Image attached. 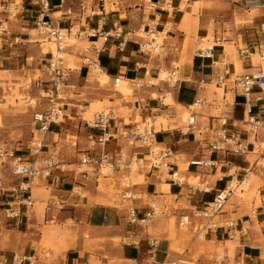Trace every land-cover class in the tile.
Wrapping results in <instances>:
<instances>
[{
    "label": "crops",
    "instance_id": "0c3cea01",
    "mask_svg": "<svg viewBox=\"0 0 264 264\" xmlns=\"http://www.w3.org/2000/svg\"><path fill=\"white\" fill-rule=\"evenodd\" d=\"M48 1L47 17L62 30L78 23L85 34L81 39L82 46L87 48L70 49L69 54L83 62H77L70 73L63 117L45 137L41 157H55L66 165L55 170L51 177L32 181L30 194L35 204H46L63 195L69 197L71 207L55 211L58 213V232L43 234L44 210L37 213L36 205L26 210L17 202V196L0 192V264H15V255L33 256L36 264H81L86 259H97L103 264H213L210 260L213 253L205 251L197 257L198 248L211 245L218 248L222 244L226 249L228 243L235 244L233 250L225 251L224 257L229 264H264V164L261 163L264 161V148L260 146L264 144V128L256 134L246 130L249 125L245 123V99L238 89L233 88L235 79L257 71L264 72V62L263 66L254 62L255 56L264 52V0H121L111 10L100 7V1L104 0H95L89 14L66 3V0ZM8 6L4 9L7 15H0V21L8 20L10 26ZM40 12L41 7L36 3L23 0L14 29L0 42V72L13 71L20 64L26 68L25 60L27 62L32 54L39 53L40 45L30 44L29 29L36 25ZM116 31L121 38L110 37L105 42L103 35L107 32L113 35ZM152 35L157 36L156 40L162 38L158 46L160 53L156 55L145 50L158 45H151L149 39ZM124 39L127 42L124 50L120 51L119 44ZM13 40L19 43H13ZM212 41L214 46L211 47ZM232 47L237 50L238 59L228 51ZM206 49H211L209 55L201 56L200 50ZM242 49H246L251 56L243 55ZM49 59L44 57L41 65ZM96 67L102 77H108L102 86L114 83L117 88L115 81L120 79L118 84L127 88L126 91L116 89V93L109 86L102 88L93 74ZM41 71L44 72L43 69ZM162 72H176L177 84L170 86L160 80ZM222 74H226L228 84L223 97L226 109L222 114L230 119L233 126L231 133H240L247 147L244 154L212 152L208 146L219 125V115H213L217 110V101L209 103V100L213 85L220 89L217 78ZM151 81L162 83L159 85ZM131 93L130 97L124 98ZM228 95L231 101L227 100ZM258 95L263 96L260 102L254 99ZM214 96L217 95L214 93ZM199 99L206 100L207 104L203 107L205 112L198 113V118L207 117L208 124L198 122L197 118V130L182 134V127H172L163 117L175 119L178 107L192 111L194 102ZM252 100V116L264 123V90L256 88ZM106 102L113 108L110 111L116 118L109 129L113 135L107 145L110 150L131 154L133 150L128 136L136 128L132 122L137 117L141 119L138 124L156 119L152 123L157 132V147L160 150L172 147L174 150L168 159L170 171L151 170L146 162L148 150H137L145 165L139 169L138 175L144 183L136 187L139 199L135 204L141 212L151 205H158L163 208L166 219L172 215L178 219V224L181 217H189L188 228L195 234L193 239L178 237L171 240L164 232L152 236L148 230L145 232L144 228L137 227L139 235L131 237L137 246L128 245L126 237L133 227L128 225L126 211L119 206L121 203L106 205L95 202V197L100 195L96 190V177L88 176L84 180L76 171L69 170L78 164L72 155L65 153L67 147L72 149L74 140L79 149L88 148L87 135L91 130L84 122L87 120L85 117L99 107L98 104ZM124 110L128 113L124 114ZM187 114L184 111L183 119ZM126 118L129 123L125 122ZM35 131L38 132L37 129ZM256 147L259 148L257 152ZM249 169L258 178L252 185L257 188L255 194L248 204H235L231 211L218 215L225 222H234L235 226L207 229L205 236L199 237L198 230L210 221L204 217L196 218L194 213L204 211L233 180L242 182ZM171 171L183 177L181 184L172 179ZM17 183L15 177L8 176L7 190ZM166 185L170 186L169 190H163ZM76 187L83 189L85 197L83 194L71 197V190ZM101 196L108 198L103 194ZM9 204L15 205L14 212L18 215L15 219L6 217ZM103 216H107L106 222ZM68 221H72L73 225L69 226ZM152 238L159 241L154 255L148 244V239ZM203 238L204 241H200ZM173 247L184 249V254L174 251ZM218 256H222L219 251L215 258Z\"/></svg>",
    "mask_w": 264,
    "mask_h": 264
},
{
    "label": "built area",
    "instance_id": "2783aa9c",
    "mask_svg": "<svg viewBox=\"0 0 264 264\" xmlns=\"http://www.w3.org/2000/svg\"><path fill=\"white\" fill-rule=\"evenodd\" d=\"M31 3H36L41 7V12L37 17V26L44 29V33L48 35L50 39H54L59 50H63L62 46L67 44L70 40L76 39L81 40L85 37V34L80 30H76L74 25H71L67 30H62L58 25L54 24L48 17L47 12L50 8L48 0H30ZM10 6L7 7L9 10ZM10 33L8 20L0 21V42L3 38L8 36ZM102 35V34H101ZM105 42L110 37L121 38V34L116 31L113 35L107 32L103 35ZM126 39L119 44L120 51L124 50L126 45ZM13 43H19L18 40H13ZM156 49V48H154ZM243 55L251 54L246 50L242 49ZM211 49L200 50L201 56H208ZM260 62L264 61V52L259 54ZM99 71V68L96 67ZM72 69L64 66L62 58H55L53 54L49 61L44 67V72L48 76L47 81L37 83L36 99L27 98L26 103L29 106L35 105L38 109L34 115V121L36 129L38 130L39 137L33 138L27 147V155L19 154V148H9L3 144H0V192H9L14 196H17V202L20 205L25 206L26 210L32 209L35 206V202L30 194V183L32 181H38L43 178H48L53 175L55 170L59 169L63 163H61L55 157L42 158V154L45 149V137L49 134L52 126L60 123L63 115L62 108L64 102L67 101L65 89L68 86V80ZM226 74H222L217 78V85L219 88L224 90L228 87L226 83ZM176 72H172L168 78L167 83L170 86H175ZM120 79H116V83H119ZM233 88L238 89L242 97L245 99V112L246 120L245 123L251 127V131L255 134L260 128H264V123L257 120L253 113L252 94L257 88L260 91L264 90V72L257 71L248 75H243L233 81ZM256 102L263 100L262 95H258L255 98ZM207 104L206 100H196L193 106H200L201 108ZM197 118L198 113H191L187 125L180 129L182 134H187L190 131L197 130ZM115 114L112 111H103L96 114L92 120H84L91 132L87 135L88 148L80 150L78 143H74L73 147L76 152L81 155L78 162V167L81 169L78 174L86 180L90 176V172L95 173L96 181L99 183V178H120L121 192L119 194L122 205H125L126 218L128 225L132 226L133 229L129 232V236L126 237V243L128 245L137 246V243L131 241V237H137L139 232L137 227L145 229L147 232L148 227L156 220L164 217L165 213L162 209L155 205H151L148 210L141 212L136 206L135 202L139 199L136 193V187L138 184L134 181L135 166L140 169L141 166L145 165V161L140 157L137 152L139 149L148 150V168L152 169H163L170 171L171 166L168 161L172 157L174 150L172 147H167L163 150H159L156 145L155 136L157 134L155 126L152 122H146L145 124H138L136 128L128 136L130 146H132L133 152L127 154L122 150H110L108 149V143L113 139V135L109 131L110 125L115 120ZM218 128L212 136V139L208 142L209 149L212 152H232L234 154H244L247 151V147L241 140L239 132L231 133L230 119L221 114L217 117ZM144 125V126H143ZM96 132H99L97 134ZM260 166V163H258ZM85 168V169H83ZM83 169V170H82ZM252 169L246 172L245 178L242 182L246 181L250 175H252ZM8 176L16 178L18 183L7 190L6 180ZM171 177L174 181L181 184L182 181L178 180V173L171 171ZM235 181V180H233ZM232 181V182H233ZM238 182V181H237ZM242 182H238L241 185ZM238 186L229 184L226 190L220 192L213 203L209 204L208 207L198 213H194L196 218H205L210 222L203 228L198 230V236L204 237L206 230L219 229L227 226L228 228L234 227V222L226 221L224 224L213 223L214 218L223 213V209L227 204V201L238 195ZM71 197H81V193L76 191V188H72ZM14 204H9V208L6 211L7 219H15L18 215L14 212ZM69 206V197L65 198L63 195L51 199L49 202L44 204V219L42 222L43 226L57 225L58 224V213L65 210ZM108 220L107 216H103V221ZM189 217H181L179 226L180 228L188 227ZM147 235V234H146ZM148 236V235H147ZM148 244L151 248L152 254L157 253L159 247V241L157 239H148ZM15 264H36V259L33 256H17L13 258ZM81 264H103L97 259H86ZM213 264H229L224 256H218L214 259Z\"/></svg>",
    "mask_w": 264,
    "mask_h": 264
},
{
    "label": "rangeland",
    "instance_id": "374dc122",
    "mask_svg": "<svg viewBox=\"0 0 264 264\" xmlns=\"http://www.w3.org/2000/svg\"><path fill=\"white\" fill-rule=\"evenodd\" d=\"M120 1L121 0H104L102 2L100 1V4H101L100 7L106 10H111L113 9V6L116 4H119ZM66 3H69L70 5H73V6H77L79 9L81 10L83 9V12L89 14L91 13V7L95 3V0H66ZM6 5L10 6V11H9L10 13L8 15L10 19L9 30L11 31L12 29H14L13 24L17 23L16 19L21 13L23 0H13V1L5 0V2L0 0V15H7L6 12L4 11V9H6L5 7ZM74 26L76 27V30L83 31L82 27L78 23H75ZM29 32L31 36L30 38L32 40L30 44L40 45L39 53L37 55L32 54L30 56V59L27 62L25 60V65H27L26 68L25 67L22 68L23 64H20V66H16L15 70L13 71L9 70L5 72H0V144H3L9 148H19L20 149L19 154H25V155H27V151H28L27 146H29L33 138L39 137V133L35 131L36 125L34 121V115L36 111H38V109L35 108V105L29 106L26 103V99L27 98L36 99L38 96V93H37L38 91L36 88L37 83L48 80L47 74L41 71V69L44 70V67L46 65L44 64L42 66L41 60L44 59V57L46 56L50 58L51 53H52L54 56L58 55V57L62 58L65 67L75 69L77 66L76 63L77 62L82 63L83 61L77 59L75 56H71L69 54L70 49L75 48V47H80L86 50L87 48L86 46H82L81 40L72 39L67 44L62 46L64 49L61 52H58V47L56 43L54 42V40H51L48 37V35L44 33L45 32L44 29H42L41 27H38L37 24L32 26L29 29ZM156 39L157 38L155 36L152 38L150 37L149 39V41H151V45L154 47L157 44H158L157 45L158 47L162 43V38L159 40H156ZM209 46L211 47L214 46L213 41L211 42ZM157 47H155L156 49L146 47L145 50L156 55L160 53V49H161ZM228 51L229 52L231 51L232 53H234L237 59L239 58V54L235 48L232 47L228 49ZM17 57H19L20 59L23 58L22 55H17ZM254 62L257 65L263 66L264 61L260 62L259 55H256ZM237 64L238 66H240L239 61H237ZM93 74L97 77L99 84L101 86H102V83L107 82L105 77L101 76V72H99L97 68L93 69ZM169 77H170V73L168 74L167 72H162L160 76V80L167 82ZM151 82L159 84V85L160 83H162L158 81L157 82L151 81ZM107 86H109L110 89L114 90L116 93H118L116 89L118 91H124V92L127 89V88H124L123 85H119V84H117V88H116V86H114V83L112 85L105 84L102 86V88L107 87ZM212 92L213 94L209 100V103H213L214 100L217 101L216 102L217 110L214 111L213 115H221L222 112L226 109L225 102L223 100V97L225 96V90L223 88L218 89L216 84H214L212 87ZM214 93L217 96H214ZM131 95L132 93L130 95H125V96L123 95V96L124 98H128ZM169 96L170 94L167 95V97ZM227 100L231 101L230 95L227 96ZM169 102L170 101L168 100L167 103ZM98 105L99 107L95 108L91 112V114L87 115L86 117L83 116V118L85 117V119L87 120H92L96 114L103 112V111L107 112L113 109L111 105L108 104L107 102L105 104H98ZM178 109L179 110L177 112V117L175 119L169 116H163L169 121L172 127L186 126L192 111L197 112V113L205 112L204 108L203 107L201 108L200 106H197V107L195 106L193 109H191L192 111L185 110V108H182V107H178ZM184 111H187L188 113L187 115L184 116L185 120L183 119ZM123 113L124 114L128 113V110H124ZM198 120H199L198 122L203 121L204 124H208V118L205 116H203V119L198 118ZM155 121L156 119L155 120L147 119L144 123H140V124H145L146 122H155ZM125 122L129 123V119L126 118ZM138 122H141V119L137 117V119L133 121L132 123L137 126ZM246 130H251V127L246 126ZM70 141L71 139H69V142ZM73 142L75 143L74 140ZM260 146L261 148H264V144H261ZM256 148H257L256 152L259 151V148L258 147ZM80 149L85 150L84 147H81ZM58 151L60 152V150ZM124 152L127 154H130L128 151H124ZM65 153L72 155L74 162L78 164L81 156L78 155L79 153L76 152L74 147L72 149L67 147V150L65 151ZM261 163L264 164V161H262ZM62 165H66V164L63 163ZM69 170L76 171V173L81 171V169L77 165L70 167ZM138 173H139V170L135 166L134 181L138 185L143 184L144 179L139 177ZM90 176L96 177L95 173L93 172H90ZM257 179H258L257 176L255 174H252L246 179V181L248 180V183L246 185L244 183H241V185H239V183L236 180L231 182L230 184L234 185L235 187L238 186L237 188L238 195H235L234 197L231 198L230 202L224 207L223 213L231 211L233 209V205L235 204H240V205L248 204L249 199L251 198L252 195L255 194V190H257V188H254L252 186L253 183ZM194 185L197 186L198 184H194ZM121 187L122 186L120 183V178H103V177L99 178L98 188L96 190H98L100 195L95 197V202L104 203L106 205H113V202H118V204H120L121 200H120L119 194L122 190ZM169 189H170L169 185L163 186V190H169ZM82 190H83L82 188L76 187V191L80 192L85 197L84 192H82ZM101 194H103L104 196H108V198L103 199ZM109 200H111V202ZM35 205H36L35 207L36 212L42 213L43 212L42 208L44 207V204L36 203ZM119 206H122L125 209V205L123 206L122 203ZM157 207L160 209H163L159 207L158 205ZM167 213L169 214V212ZM169 216H171L169 219L162 217L159 220L152 223L148 227L149 234H151L152 236L153 235L155 236L156 234H159L161 232L168 233L169 238L171 240H176L178 237H181L182 239H186V240H191L194 238L195 234L191 232L190 228L188 227L180 228L178 224V219L174 218L172 215H169ZM213 223L224 224L225 220L217 216L216 218H214ZM68 225L72 226L73 222L68 221ZM157 225H160L161 228H157L158 227ZM210 229H212V227ZM59 230H60L59 226L50 225L46 227L43 226L42 232L43 234H46L49 231L50 233L55 234ZM262 230H264V223L262 226ZM200 241H204V238L203 240H200ZM117 242L119 243L120 240H117ZM234 247H235V244H232V243H228L226 245V249L230 251L233 250ZM172 249L174 251L179 252L180 254H184V251H185L184 249H179L177 247H173ZM226 249L223 247L222 244H220L218 248L215 247L214 245L208 246L206 248L200 247L198 248L197 257L203 254L205 251H211L213 255L211 256L210 260L211 262L212 261L214 262L216 252L219 251V254L224 256L226 255L225 253ZM194 261L196 262V260ZM262 261L264 263V253L262 255ZM181 264H186V263H181ZM231 264H234V263L232 262ZM242 264H246V262H243Z\"/></svg>",
    "mask_w": 264,
    "mask_h": 264
},
{
    "label": "bare ground",
    "instance_id": "6f19581e",
    "mask_svg": "<svg viewBox=\"0 0 264 264\" xmlns=\"http://www.w3.org/2000/svg\"><path fill=\"white\" fill-rule=\"evenodd\" d=\"M155 35H152V37H154ZM151 37V38H152ZM156 38H157V36H155ZM51 40H54V39H51ZM54 42H55V40H54ZM56 43V42H55ZM57 45V44H56ZM63 48V47H62ZM64 49V48H63ZM62 51V50H61ZM60 50H59V48H58V52H61ZM55 58H58V55L57 56H55ZM104 77H105V79L106 80H108V77L106 76V75H104ZM178 180H181V181H183V177H181L180 175H178ZM247 179V178H246ZM242 183H244L245 185L248 183V180L247 181H245V182H242ZM234 186V185H233Z\"/></svg>",
    "mask_w": 264,
    "mask_h": 264
}]
</instances>
